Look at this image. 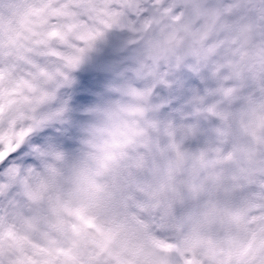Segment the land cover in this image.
<instances>
[{
	"label": "clouds",
	"instance_id": "clouds-1",
	"mask_svg": "<svg viewBox=\"0 0 264 264\" xmlns=\"http://www.w3.org/2000/svg\"><path fill=\"white\" fill-rule=\"evenodd\" d=\"M114 3L0 108L6 264H264V0Z\"/></svg>",
	"mask_w": 264,
	"mask_h": 264
},
{
	"label": "snow or ice",
	"instance_id": "snow-or-ice-1",
	"mask_svg": "<svg viewBox=\"0 0 264 264\" xmlns=\"http://www.w3.org/2000/svg\"><path fill=\"white\" fill-rule=\"evenodd\" d=\"M115 6L114 0H0V78L7 80V87H0V108L5 104L29 102L24 95L27 90L36 92L35 85L41 79L54 80L55 73L48 71L50 58H63L66 51L72 50L73 55L67 59L69 65L75 67L87 51L77 45L96 38L92 35L93 29L114 15ZM80 89V100L87 104L93 85L85 81ZM40 98L55 97L40 93ZM3 147L0 144V148ZM54 155L57 159L63 156L58 151H54ZM76 215L90 223L82 209L77 210ZM5 231L12 235V226L5 225L0 218V240ZM0 264H6L2 245ZM10 264L39 262L25 254L21 238L19 254Z\"/></svg>",
	"mask_w": 264,
	"mask_h": 264
}]
</instances>
